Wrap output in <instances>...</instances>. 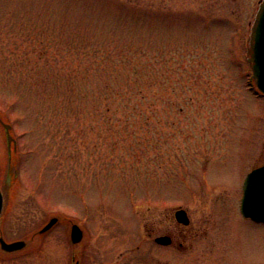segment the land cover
Wrapping results in <instances>:
<instances>
[{
	"label": "rangeland",
	"instance_id": "obj_1",
	"mask_svg": "<svg viewBox=\"0 0 264 264\" xmlns=\"http://www.w3.org/2000/svg\"><path fill=\"white\" fill-rule=\"evenodd\" d=\"M258 2L0 0V119L18 152L12 180L0 122V234L26 241L0 264H264V222L239 212L264 164L246 60Z\"/></svg>",
	"mask_w": 264,
	"mask_h": 264
},
{
	"label": "water",
	"instance_id": "obj_2",
	"mask_svg": "<svg viewBox=\"0 0 264 264\" xmlns=\"http://www.w3.org/2000/svg\"><path fill=\"white\" fill-rule=\"evenodd\" d=\"M246 57L252 69V78L259 90L264 93V0H260L255 12L250 32L247 38ZM5 136L7 140L9 160L12 153L15 152V139L10 131V124L3 122ZM4 197L0 188V216L3 210ZM240 211L246 216L256 221L264 222V165L252 169L246 176L243 184V195L240 201ZM175 218L179 223L188 224L189 217L184 208L175 210ZM58 221L57 216H52L38 230V233H44L49 230ZM72 243L79 242L83 237L82 228L75 222L70 225L69 232ZM160 244L171 243L169 235H160L155 238ZM26 246L24 239L6 241L0 235V248L6 252H14L23 249Z\"/></svg>",
	"mask_w": 264,
	"mask_h": 264
},
{
	"label": "flooded vegetation",
	"instance_id": "obj_3",
	"mask_svg": "<svg viewBox=\"0 0 264 264\" xmlns=\"http://www.w3.org/2000/svg\"><path fill=\"white\" fill-rule=\"evenodd\" d=\"M17 150V147H15V151ZM15 168V158L12 156L11 158V161L9 162L8 159H7V163H6V170L8 171H13V169ZM180 224V223H179ZM160 235H169L170 238H171V243H172V235L169 233V232H166L164 234H160ZM158 235V236H160ZM184 231L181 230L180 233H179V237H180V240H178V243H177V246L178 247H183V239H184ZM157 236L154 237V240ZM9 241V240H7Z\"/></svg>",
	"mask_w": 264,
	"mask_h": 264
},
{
	"label": "trees",
	"instance_id": "obj_4",
	"mask_svg": "<svg viewBox=\"0 0 264 264\" xmlns=\"http://www.w3.org/2000/svg\"><path fill=\"white\" fill-rule=\"evenodd\" d=\"M3 188L6 196V202L9 201V185L4 181Z\"/></svg>",
	"mask_w": 264,
	"mask_h": 264
}]
</instances>
